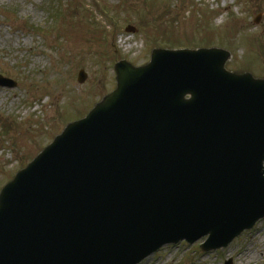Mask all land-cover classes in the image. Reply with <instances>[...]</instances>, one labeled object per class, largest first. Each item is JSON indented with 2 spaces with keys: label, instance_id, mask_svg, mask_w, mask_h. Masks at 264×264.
<instances>
[{
  "label": "water",
  "instance_id": "obj_1",
  "mask_svg": "<svg viewBox=\"0 0 264 264\" xmlns=\"http://www.w3.org/2000/svg\"><path fill=\"white\" fill-rule=\"evenodd\" d=\"M229 56L116 62V88L0 190V264H136L206 235L210 251L264 217V79Z\"/></svg>",
  "mask_w": 264,
  "mask_h": 264
},
{
  "label": "rangeland",
  "instance_id": "obj_2",
  "mask_svg": "<svg viewBox=\"0 0 264 264\" xmlns=\"http://www.w3.org/2000/svg\"><path fill=\"white\" fill-rule=\"evenodd\" d=\"M170 40L223 48L227 69L264 77V0H0V74L16 83L0 86V188L115 88V62L144 64ZM204 240L138 264H264V218L221 249Z\"/></svg>",
  "mask_w": 264,
  "mask_h": 264
},
{
  "label": "bare ground",
  "instance_id": "obj_3",
  "mask_svg": "<svg viewBox=\"0 0 264 264\" xmlns=\"http://www.w3.org/2000/svg\"><path fill=\"white\" fill-rule=\"evenodd\" d=\"M256 256L254 255V254H249V255H247V258L250 260V259H253V258H255Z\"/></svg>",
  "mask_w": 264,
  "mask_h": 264
},
{
  "label": "trees",
  "instance_id": "obj_4",
  "mask_svg": "<svg viewBox=\"0 0 264 264\" xmlns=\"http://www.w3.org/2000/svg\"><path fill=\"white\" fill-rule=\"evenodd\" d=\"M171 42H173V43H171ZM174 42H175V41H171V40H170V41H164V43H165L166 45H171V44L174 45Z\"/></svg>",
  "mask_w": 264,
  "mask_h": 264
}]
</instances>
